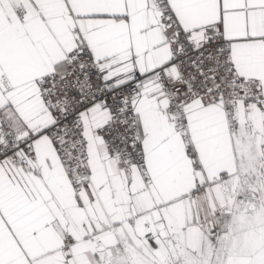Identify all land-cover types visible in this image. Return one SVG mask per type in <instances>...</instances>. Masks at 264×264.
<instances>
[{
	"label": "snow or ice",
	"instance_id": "obj_1",
	"mask_svg": "<svg viewBox=\"0 0 264 264\" xmlns=\"http://www.w3.org/2000/svg\"><path fill=\"white\" fill-rule=\"evenodd\" d=\"M0 264H264V0H0Z\"/></svg>",
	"mask_w": 264,
	"mask_h": 264
}]
</instances>
